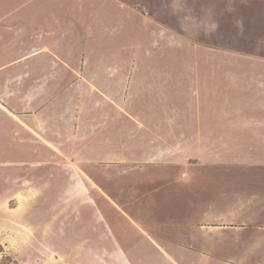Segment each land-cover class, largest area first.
<instances>
[{
  "label": "rangeland",
  "instance_id": "1",
  "mask_svg": "<svg viewBox=\"0 0 264 264\" xmlns=\"http://www.w3.org/2000/svg\"><path fill=\"white\" fill-rule=\"evenodd\" d=\"M0 264H264V0H0Z\"/></svg>",
  "mask_w": 264,
  "mask_h": 264
}]
</instances>
